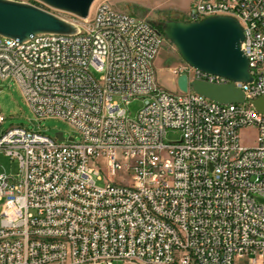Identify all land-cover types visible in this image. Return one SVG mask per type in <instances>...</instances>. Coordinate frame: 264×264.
Masks as SVG:
<instances>
[{
  "label": "built area",
  "instance_id": "1",
  "mask_svg": "<svg viewBox=\"0 0 264 264\" xmlns=\"http://www.w3.org/2000/svg\"><path fill=\"white\" fill-rule=\"evenodd\" d=\"M225 9L244 31L243 104L192 91L194 80L232 81L184 61L171 74L187 76V92L158 86L166 36L108 1L86 19L67 14L81 21L78 35H0V80H15L39 119H68L80 137L0 135V153L19 162L17 175L0 170V264H264V114L251 103L264 97V0H190L184 22ZM133 99L143 101L134 118L120 104ZM246 128L256 130L250 147ZM170 129L181 136L166 143ZM119 173L133 184L108 178Z\"/></svg>",
  "mask_w": 264,
  "mask_h": 264
},
{
  "label": "water",
  "instance_id": "2",
  "mask_svg": "<svg viewBox=\"0 0 264 264\" xmlns=\"http://www.w3.org/2000/svg\"><path fill=\"white\" fill-rule=\"evenodd\" d=\"M50 9L86 19L96 0H36ZM165 36L175 45L181 59L191 67L224 77L232 83L215 84L202 80L191 82V89L219 104H243L245 93L235 82H252L248 58L242 51L244 31L237 19L229 16L208 17L196 22L171 21L163 26ZM81 28L64 18L32 4L0 0V35L27 42L44 34L74 36ZM1 83V80H0ZM179 91H188L186 75L177 79ZM264 114V97L251 101ZM60 141L62 132L57 133ZM69 140H73L70 138ZM264 203V199H261Z\"/></svg>",
  "mask_w": 264,
  "mask_h": 264
},
{
  "label": "rangeland",
  "instance_id": "3",
  "mask_svg": "<svg viewBox=\"0 0 264 264\" xmlns=\"http://www.w3.org/2000/svg\"><path fill=\"white\" fill-rule=\"evenodd\" d=\"M100 1H108L117 10L144 19L152 25L157 27L161 26L162 28L167 22H184L190 3V0H96L94 4ZM53 14L73 22L79 27L82 25L81 21L75 17L60 12H55ZM182 62L183 60L177 48L166 37L153 63L154 78L157 85L169 92L180 94L177 87V79L171 74V69ZM120 104L122 108L127 110V113L132 118L136 117L143 107V101L141 99H133L128 104L120 101ZM0 106L1 113L5 118V122L0 126V135L12 128L23 127L45 133L50 137H54L57 133L62 132L66 138L75 136L77 140L80 139L77 131L62 119H39L26 103L18 83L13 79L3 80L0 83ZM180 136V131L170 129L167 131L165 142H176L179 140ZM240 137L243 146H253L256 140V130L254 128L242 129L240 131ZM98 162L102 165L104 170L100 171L102 180H98L97 177H95V180L98 186H104L106 184L107 169L104 161L99 160ZM0 170L8 174L17 175L19 173V162L0 153ZM124 177H126V181L130 185L133 184V175H128V177L123 173H119L117 177L108 175L110 180H116L118 182ZM114 264L123 263L115 262ZM235 264H248V262L246 260H241Z\"/></svg>",
  "mask_w": 264,
  "mask_h": 264
},
{
  "label": "bare ground",
  "instance_id": "4",
  "mask_svg": "<svg viewBox=\"0 0 264 264\" xmlns=\"http://www.w3.org/2000/svg\"><path fill=\"white\" fill-rule=\"evenodd\" d=\"M225 16H234V9H225ZM68 123V119H62Z\"/></svg>",
  "mask_w": 264,
  "mask_h": 264
},
{
  "label": "trees",
  "instance_id": "5",
  "mask_svg": "<svg viewBox=\"0 0 264 264\" xmlns=\"http://www.w3.org/2000/svg\"><path fill=\"white\" fill-rule=\"evenodd\" d=\"M159 30L164 34L163 28L161 26L158 27ZM165 35V34H164Z\"/></svg>",
  "mask_w": 264,
  "mask_h": 264
},
{
  "label": "crops",
  "instance_id": "6",
  "mask_svg": "<svg viewBox=\"0 0 264 264\" xmlns=\"http://www.w3.org/2000/svg\"><path fill=\"white\" fill-rule=\"evenodd\" d=\"M171 88H173V87H171Z\"/></svg>",
  "mask_w": 264,
  "mask_h": 264
}]
</instances>
